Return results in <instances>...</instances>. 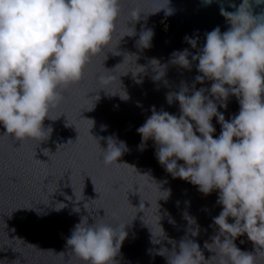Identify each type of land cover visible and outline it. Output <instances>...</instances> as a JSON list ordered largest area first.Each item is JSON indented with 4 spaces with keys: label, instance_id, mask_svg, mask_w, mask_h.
I'll list each match as a JSON object with an SVG mask.
<instances>
[{
    "label": "water",
    "instance_id": "water-1",
    "mask_svg": "<svg viewBox=\"0 0 264 264\" xmlns=\"http://www.w3.org/2000/svg\"><path fill=\"white\" fill-rule=\"evenodd\" d=\"M242 2L121 0L111 46L93 57L82 82L63 90L50 113L53 120L43 122L45 129L51 127L50 135L18 141L5 135L0 126V264H83L66 244L81 217L90 223L103 217L105 223L126 225L128 236L119 264H167L158 252L165 248L162 251L167 254L172 244L153 242L165 238L160 225L176 242L186 235L197 242L205 259L214 255L204 243L216 234L213 218L221 211L218 193L205 196L188 181L174 179L157 161L153 141L143 151L138 148L141 136L136 129L151 115L153 106L180 115L179 102L170 105L166 101L168 93L185 85L191 89L193 84L197 90L210 88V81L195 82L200 75L197 62L185 69L171 63L172 54L185 49L197 54L207 32L219 27L223 33L230 28L221 8L235 13ZM169 9L172 14L166 15ZM244 10L259 16L264 14V3L247 0ZM148 29L154 32L151 47L142 48L140 35ZM186 36L197 39V48L186 42ZM153 59L167 65L160 80L153 79ZM101 76L106 79L101 81ZM122 90L129 96L127 101L118 95ZM218 110L230 120L239 112L237 99L230 97L227 109ZM212 123L215 138L221 125L216 118ZM108 137L126 142L128 151L118 163L106 166L101 148H107ZM164 190H170L167 199L162 198ZM57 203L66 207L57 211ZM186 215L195 218L196 224L190 225ZM196 227L199 235L192 237L188 229ZM235 243L255 255V264H264V252L256 251L246 236Z\"/></svg>",
    "mask_w": 264,
    "mask_h": 264
},
{
    "label": "clouds",
    "instance_id": "clouds-1",
    "mask_svg": "<svg viewBox=\"0 0 264 264\" xmlns=\"http://www.w3.org/2000/svg\"><path fill=\"white\" fill-rule=\"evenodd\" d=\"M204 2L211 4L212 0ZM246 2L235 13L221 8L230 28L223 33L219 27L207 32L197 54L187 49L172 54L171 63L185 69L197 62L200 75L195 82L210 81V88L197 90L193 84L191 89L185 85L168 93L166 101L170 105L178 101L180 115L153 106L151 115L136 129L141 151L153 141L155 157L166 172L197 186L205 196L216 191L221 206L213 218L216 234L204 243L214 253L208 259L189 236L176 242L159 224L165 238L153 242L172 244L167 254L162 251L165 248L158 252L167 264H255V255L235 243L242 236L256 251L264 252V14L253 16L244 10ZM120 4L121 0H0V126L5 135L18 141L50 135L52 129H45L44 120H53L50 113L61 101L63 90L82 82L93 57L111 46ZM131 14L135 16L136 10ZM171 14L169 9L166 15ZM153 36L151 29L142 32L139 45L150 48ZM185 40L197 48V39L186 36ZM151 63L156 71L153 79L164 78L167 65L156 59ZM100 90L109 93L106 88ZM118 95L121 100L129 99L125 90ZM233 96L239 112L226 120L218 109H227ZM213 118L221 125L215 138ZM101 149L106 166L118 163L128 151L126 142L113 137ZM161 192L163 199L170 195V190ZM64 207L57 203L55 210ZM185 219L196 224L193 217L186 215ZM188 231L192 237L199 235L198 227ZM127 236L126 225L105 223L103 217L90 223L81 217L66 244L83 264H119Z\"/></svg>",
    "mask_w": 264,
    "mask_h": 264
}]
</instances>
